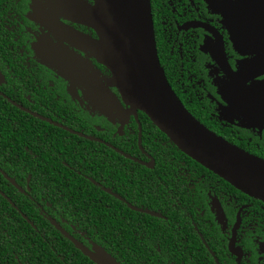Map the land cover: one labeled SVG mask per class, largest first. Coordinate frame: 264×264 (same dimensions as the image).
<instances>
[{"label":"flooded vegetation","instance_id":"1","mask_svg":"<svg viewBox=\"0 0 264 264\" xmlns=\"http://www.w3.org/2000/svg\"><path fill=\"white\" fill-rule=\"evenodd\" d=\"M255 2L151 0V8L160 64L183 105L211 132L264 160V33L250 41L253 23L261 19L251 9L246 16ZM52 3L0 0V264H73L76 251L85 257L81 264H96L66 233L93 253L100 243L58 207L60 198L43 172L62 165L73 179L92 182L131 212L160 222L157 235L136 230L132 219L129 237L116 227L117 253L148 244L161 253L166 228L179 236L173 246L180 262L158 257L156 263L187 264L203 254L208 264H264L263 201L199 163L203 169L189 166L188 156L140 112L122 119L111 114V120L101 97L93 98L84 84L53 67L51 54L64 55L96 74L122 101L111 72L90 50L62 40L47 19L92 39L97 33ZM82 139L97 145H83ZM100 160L110 163L108 174L95 162Z\"/></svg>","mask_w":264,"mask_h":264},{"label":"water","instance_id":"2","mask_svg":"<svg viewBox=\"0 0 264 264\" xmlns=\"http://www.w3.org/2000/svg\"><path fill=\"white\" fill-rule=\"evenodd\" d=\"M52 4L70 20L97 33L98 39H92L47 19L48 26L62 40L90 50L111 72L112 84L122 101L96 74L87 72L64 55L51 54L52 65L59 73L71 82L84 84L93 98L101 97L107 104L103 112L109 117L115 114L122 119L124 114L136 117L138 112L146 114L182 153L241 192L264 202V160L211 132L187 110L169 84L159 60L151 0H94L93 5L84 0H53ZM231 6L227 4L228 10ZM250 9L261 19L253 23L250 41H255L260 38L259 33H264V0H257L253 7L246 8V16ZM232 12L228 13L237 18L239 12ZM234 35L238 40L237 25ZM66 236L96 264H117L103 249L90 252L71 235L66 233Z\"/></svg>","mask_w":264,"mask_h":264},{"label":"trees","instance_id":"3","mask_svg":"<svg viewBox=\"0 0 264 264\" xmlns=\"http://www.w3.org/2000/svg\"><path fill=\"white\" fill-rule=\"evenodd\" d=\"M140 113V115L146 119L151 128H154L155 131H159L160 134L168 138L156 126H154L146 114L142 112ZM143 128L146 130V125L143 124ZM81 141L83 145H90V143L96 144L83 139ZM59 146L61 148H65L66 144L59 141ZM101 148L110 151V149L105 148L104 146H101ZM177 151L181 153L180 150ZM182 156H184V154ZM186 161L189 166H195L197 170L203 169L198 163L189 157L186 158ZM95 162L99 165L102 164L101 160ZM109 164L110 163L102 164V167L106 170L107 174L110 170ZM60 171L61 173H59ZM43 172L51 179L53 190L60 198L58 207L67 211L69 218H73L75 220L74 222L79 223L81 228L87 231L88 236L94 239V241H98L100 243V247L95 246L96 252L99 248L103 249L105 254L110 256L117 264H159L156 263L158 257H160L161 261H172L175 263L180 262L178 255L181 253L179 252V248L177 245L173 246L176 243L175 239H179V236L173 231H168L164 225H162L163 229L165 228L164 237L162 238V241H160L161 253H157L156 248L152 247L151 244L141 245V248H135L133 250H127L125 247H122L120 248L119 253H117L115 251V247L113 246L115 245L113 234L115 233L116 227L118 228L119 235L129 237L131 234V227L129 226V223L132 219L136 230L141 231L145 229L149 233H153L155 230V234L157 235L159 232L158 229L160 222L151 219L146 215H138L131 212L126 205L118 200L116 201L111 195L105 193L100 187L96 186L92 182L87 183L79 178L73 179L70 175V170L64 165L49 168L48 172L44 169ZM64 176L69 178V180H66ZM105 185L110 186V184ZM181 200L183 201L182 206H184L185 198L183 197ZM166 203H168V201H166ZM165 208H169V205L167 204ZM117 212L121 214L119 216V225H116L115 219ZM165 214H167L170 218H173L171 213L166 212ZM142 218L147 220V226L141 223ZM137 223L140 224L138 225ZM69 245L73 248L71 243H69ZM91 247L93 248V245H91ZM191 247L192 245L189 246L190 249H192ZM76 257H78V259L71 263L81 264V259L84 256H82L79 251H76ZM146 259H148V263H145ZM183 259L189 260L188 257ZM84 264L93 263L86 261ZM187 264H208V261L204 258L203 254H198L194 261L189 260Z\"/></svg>","mask_w":264,"mask_h":264}]
</instances>
